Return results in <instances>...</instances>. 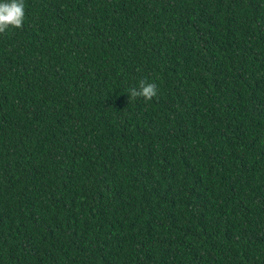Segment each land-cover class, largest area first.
<instances>
[{
    "label": "trees",
    "instance_id": "trees-1",
    "mask_svg": "<svg viewBox=\"0 0 264 264\" xmlns=\"http://www.w3.org/2000/svg\"><path fill=\"white\" fill-rule=\"evenodd\" d=\"M24 4L0 264H264V0ZM141 80L158 99L130 102Z\"/></svg>",
    "mask_w": 264,
    "mask_h": 264
},
{
    "label": "clouds",
    "instance_id": "clouds-1",
    "mask_svg": "<svg viewBox=\"0 0 264 264\" xmlns=\"http://www.w3.org/2000/svg\"><path fill=\"white\" fill-rule=\"evenodd\" d=\"M24 0H0V34L6 33L11 28H22L25 19ZM129 100L143 98L151 101L159 96V89L156 83H149L146 80L139 82V87H132L129 92Z\"/></svg>",
    "mask_w": 264,
    "mask_h": 264
}]
</instances>
